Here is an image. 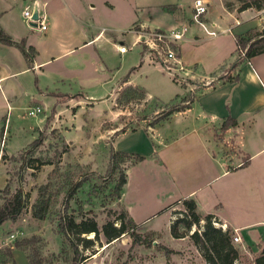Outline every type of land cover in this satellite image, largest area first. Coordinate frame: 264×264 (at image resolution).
Returning <instances> with one entry per match:
<instances>
[{"label":"crops","instance_id":"1","mask_svg":"<svg viewBox=\"0 0 264 264\" xmlns=\"http://www.w3.org/2000/svg\"><path fill=\"white\" fill-rule=\"evenodd\" d=\"M127 1L36 0L24 5L22 10L36 8L38 17L46 25L45 31H39L35 24L23 21L22 10L19 18L13 17L10 4L0 0V28L15 45L23 41L25 51L29 47L33 50L27 62L15 46L0 44V83L30 70L37 89V93L33 92L25 101L24 96L7 88L9 96L5 97L10 102L4 101L1 95L6 108L16 109L26 102L29 106L23 104L24 110L34 104L41 112L44 108V113L53 109L55 113L47 124L50 129H59L67 124V107L75 109L68 117L73 123L85 101L101 102L110 90L96 99L89 92L100 90L104 79L113 83L112 87L119 83L118 88L135 87L125 78L113 79V75L101 79L99 73L110 70L104 65V47L109 45L118 53L122 42L119 47L114 44L117 32L128 35L131 42L128 48L131 49L134 31H169L189 23L194 0H130L125 5ZM216 1L221 15L213 19L212 10L208 9L205 27L216 31L228 29L220 36L230 43L232 40L233 44L227 52L214 51V62L221 55L222 61L209 66L207 74L186 71L188 88L175 94L170 101L182 98L183 92L192 90L191 87L200 88V94L192 99L187 109L172 113L152 127L116 135L119 129L112 128L109 131L112 139L108 143L111 151L143 158L123 165L125 184L118 200L136 226L148 222L156 214L163 216L184 199H191L198 216L210 215L219 225L235 232L240 242H252L255 232L264 226V53L233 67L236 63L234 36L264 29V16L259 17L261 8L227 10L222 0ZM247 12L251 15L244 18ZM218 36L207 38L192 25L178 44V58L189 65L191 44L214 43L219 40ZM141 55L140 52L139 61L143 60ZM142 64L140 62L135 69ZM234 70L236 82L220 79V75L231 77ZM210 83H214L213 86ZM144 95L149 99L145 92ZM65 98V102L61 101ZM38 115L32 118L40 130L46 114ZM227 117L234 120L235 126L221 131L220 126ZM1 120L4 125L6 119ZM2 133L3 127L0 135ZM61 137L66 142L71 140L63 134ZM6 146V142L1 143L0 156L2 151L8 157L17 153L18 150L9 152ZM242 163L246 165L241 166ZM2 166L0 159V168ZM1 178L0 174V181ZM145 180L150 191L156 189L155 196L147 201L141 199ZM198 257L200 264H205L199 254Z\"/></svg>","mask_w":264,"mask_h":264},{"label":"rangeland","instance_id":"2","mask_svg":"<svg viewBox=\"0 0 264 264\" xmlns=\"http://www.w3.org/2000/svg\"><path fill=\"white\" fill-rule=\"evenodd\" d=\"M35 1L4 0L10 4L13 17L18 18L22 7ZM94 1L91 0L95 3ZM129 3L130 0L125 5ZM222 3L227 10H235L242 5L261 6L264 0H222ZM260 8L264 11V6ZM208 9L212 10L211 18L219 19L221 12L218 1L208 2ZM262 13L259 17L264 16ZM250 15L251 13L247 12L243 17ZM23 21L27 23L24 19ZM191 24H185L188 30L194 25ZM218 37L219 40L214 43L201 41L191 44L188 56L192 62L185 65L180 60L184 70L190 74L192 72L207 74L210 72L209 66L222 61V55L215 62L212 57L218 50L223 53L230 50L232 40L230 43L226 37L220 35ZM113 42L118 47L120 42L124 47L131 43L128 35L123 36L118 32ZM140 47L136 45L124 54H118L113 47L106 45L103 49L104 65L110 70L99 73V76L101 79L109 78L110 75H113L115 80L125 78L130 81V85L149 95V99L138 101L133 94L123 92L125 87L118 88L121 83L112 87L113 83L104 79L105 83L100 90L98 88L89 92L96 99L110 90L102 100L100 99L101 102L85 101L82 105L83 110L74 118L73 123L68 117L75 109L67 107L65 111L67 124L59 129H50L47 124L55 113L53 109L44 113L43 108L38 115L46 114L44 126L39 128L40 130L35 126L34 118L26 116L27 109H22L23 104L28 105L25 102L27 96L33 95V92L37 93L32 71L17 73L1 81L0 134L3 127L1 141L2 145L6 142L9 152L18 151L10 157L4 156L2 151L1 156L4 157L1 158L3 166L0 168L2 177L0 205L19 191L21 208L14 220L0 224V264H11V261L15 264H29L30 260L35 264H74V259L75 264H200L199 253H196L197 250L189 236L194 232L198 235L201 233L204 217L199 216L202 220L197 225H191L183 238H172L169 233L170 226L180 219L189 221L181 202L169 208L163 216L156 214L148 222L136 226L132 232L125 229L117 239L110 242H107L102 232L104 227L107 230L110 227H119L121 209L119 198L115 197L113 191L117 173L109 172L108 166L111 153L108 142L112 139L109 137L111 135L109 131L112 128L129 132L138 128L146 129L167 109L184 105L182 102L184 99H194L201 90L191 87L192 90L183 92L182 98L170 101L175 94H181L182 89L188 88L189 81H186L187 85H179L166 76L158 64L147 59L139 61L140 52L146 53L140 50ZM211 59L214 63L210 62ZM27 62H30L29 59ZM140 62H143L142 66L135 69ZM235 75L234 70L231 77ZM220 77L225 78L222 75ZM213 84L210 83V86ZM7 88L16 92L18 96H24L25 103L16 109H7L4 102L9 96ZM66 100L67 98L61 101ZM30 106L28 109L37 107L35 104ZM1 118L6 119L4 125ZM62 134L71 140L66 142L61 137ZM120 147L122 148V145ZM125 162L131 163V158L123 159L119 164L123 171L125 170L123 165H127ZM146 182L145 180L141 191V199L147 201L155 196L156 189L150 191ZM76 183L80 184L79 187L68 196ZM40 198L48 205L43 218L35 219L32 216L33 206ZM66 219L77 225L94 223L97 232L76 234L78 227L65 233L60 232L59 223ZM175 226L178 233L185 231L181 224ZM211 226L217 227L213 224ZM229 231L231 235L234 234ZM255 233L252 242L242 241L232 245L238 253L237 264H254V260L264 250V226ZM10 234L13 235V239H9ZM83 240L89 243L84 244ZM20 241H24L25 244L16 249L14 243Z\"/></svg>","mask_w":264,"mask_h":264},{"label":"trees","instance_id":"3","mask_svg":"<svg viewBox=\"0 0 264 264\" xmlns=\"http://www.w3.org/2000/svg\"><path fill=\"white\" fill-rule=\"evenodd\" d=\"M263 5H242L238 8V11L246 10L247 8H254L259 10ZM0 44L4 46H15L20 53L22 54L25 60H28L32 57L33 50L29 47L26 49L28 54L25 52L24 43L20 41L18 44H14L11 41V38L6 35L2 29L0 28ZM234 45L236 53H242V56L236 61L233 67L241 64L242 62H247L251 57L264 53V29L259 31H247L242 36H234ZM224 81L227 83H232L237 81V77H226ZM123 92L126 94H133L136 96L138 101H142L145 98L144 92L136 87L127 86L124 88ZM192 99L187 100L184 99V105L181 106H173L167 109L164 113L160 114L154 121L151 123L149 127H152L156 123L165 120L169 115L174 112H180L184 109H187L189 103H191ZM235 122L233 119L227 117L221 124L220 130L224 131L229 127H234ZM124 130L120 129L117 133H123ZM35 142V141H34ZM32 142V143H34ZM3 156H0V159ZM126 158H131L132 163H136L141 161L143 158L137 155H127L120 152L111 151L108 159L109 172H116V182L113 188L115 193V197L118 199L121 193V189L125 184V173L123 170L119 168V164L121 161ZM42 164V163H40ZM245 163H242L241 166H245ZM79 183L74 184L72 190L68 193V196L72 195L74 189L79 187ZM182 205H184L187 217H189V221H184L180 219L175 224L171 225L169 228V233L172 238H183L186 235V231L191 225H197L199 221L202 219L195 212V203L191 199H184L180 201ZM47 202L41 200V198L36 202L33 206L32 216L35 219H42L44 213L47 209ZM21 208V195L19 191L11 195L8 199L4 200L0 205V224L7 220H14L17 216L19 210ZM210 220L212 223H217L210 215H206L203 218L204 225L202 227L201 233L198 235L197 233H192L189 238L192 241L195 249L199 253L200 257L204 261L205 264H237L238 253L237 250L231 244V232L229 229L221 230L219 227H212V223L210 224ZM176 224H181L185 231L177 232ZM79 228L76 231V234H86V233H96L97 229L94 223L85 224L80 223L79 225L75 224L69 219H66L62 223H59L60 232H68L73 230L74 228ZM136 227V225L128 218L126 211L121 207L120 209V218H119V227H110L108 230L106 227L103 228V233L107 238V242H110L114 239H117L120 234H122L125 229L132 232V230ZM84 244L89 243L88 241H84ZM25 244L24 241L14 243V247L19 249L22 245ZM9 253L7 252V255ZM76 259H74L73 263L75 264ZM11 264H15L14 261H11ZM29 264H35L32 260L29 261ZM254 264H264V250L261 251V254L254 260Z\"/></svg>","mask_w":264,"mask_h":264},{"label":"built area","instance_id":"4","mask_svg":"<svg viewBox=\"0 0 264 264\" xmlns=\"http://www.w3.org/2000/svg\"><path fill=\"white\" fill-rule=\"evenodd\" d=\"M208 10L207 0H194L190 7V19L189 23L196 25L207 38H214L217 35L228 32V29L223 31L207 30L205 25V15ZM263 12V13H262ZM264 15V11H260ZM259 13V14H260ZM35 15L36 19L32 20V16ZM22 18L29 24H35L39 31H45L46 25L41 17H38L36 8L33 6L30 9L24 8L22 10ZM187 27L185 25L176 27L169 31L151 30V31H134L135 41L131 46L140 45V50L145 51L142 54V59H147L151 63H156L160 66L163 73L171 78L175 83L187 85V72L184 70L180 59L178 58V44L184 40ZM128 47H124L122 44L118 48V53L123 54ZM28 54L27 51H25ZM142 52V51H141ZM238 59L242 56V53H237ZM209 83H205L207 86ZM41 111L38 107H32L27 109V117H36ZM2 143V141H1ZM0 143V145H1ZM221 230L225 227L218 223H212ZM13 235H9V239H13ZM240 238L234 232L231 236V244H239Z\"/></svg>","mask_w":264,"mask_h":264},{"label":"water","instance_id":"5","mask_svg":"<svg viewBox=\"0 0 264 264\" xmlns=\"http://www.w3.org/2000/svg\"><path fill=\"white\" fill-rule=\"evenodd\" d=\"M35 19H36V16H35V15H33V16H32V20H35Z\"/></svg>","mask_w":264,"mask_h":264}]
</instances>
